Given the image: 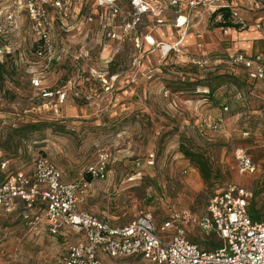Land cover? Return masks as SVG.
I'll return each instance as SVG.
<instances>
[{"label": "rangeland", "instance_id": "rangeland-1", "mask_svg": "<svg viewBox=\"0 0 264 264\" xmlns=\"http://www.w3.org/2000/svg\"><path fill=\"white\" fill-rule=\"evenodd\" d=\"M86 1L76 3L67 19L52 21V61L36 57L39 41L25 15L17 19L12 41L4 43L0 183L32 167L38 156L48 158L69 182L105 152L108 177L92 182L80 209L113 226H126L141 211H150L157 226L173 212L197 218L205 213L208 200L228 185L246 189L251 194L249 209L259 214L264 207V82L256 86L259 99L243 105L235 96L249 84L239 68H233V76L218 74L195 82L197 72L179 58L146 62L140 31L145 23L122 41L116 18L103 21L95 0ZM237 2L248 7L249 0ZM166 70L174 75L163 77ZM198 101L201 108L194 110ZM205 119L221 120L219 130L206 128ZM182 148L207 159V179ZM236 149L249 156L252 173H239ZM148 154L155 156L152 168L144 165ZM21 213L0 211V264H55L74 241L72 234L51 236L43 224L45 230L29 232ZM187 231L188 239L204 248L199 241L206 238L193 226ZM172 234L158 232L166 238ZM101 259L105 264H148L135 258Z\"/></svg>", "mask_w": 264, "mask_h": 264}, {"label": "built area", "instance_id": "built-area-1", "mask_svg": "<svg viewBox=\"0 0 264 264\" xmlns=\"http://www.w3.org/2000/svg\"><path fill=\"white\" fill-rule=\"evenodd\" d=\"M83 0H13L0 10V56L4 54V43L13 39L17 19L25 15L32 23L39 45L35 55L39 59L52 61L55 45L50 37L55 17L65 20L76 3ZM95 0L100 17L108 23L116 18L119 38L124 41L131 32L145 21L153 27L164 23L167 13L173 16V26L182 29L181 37L173 45L159 44L150 35L142 37L150 47H155L161 57L171 54L182 58L188 66L206 70L211 59L206 56L188 55L183 52L182 40L190 27V18L200 22L207 19L212 30L229 23L245 31L250 25L239 12L225 5L224 0ZM228 8L227 15L221 9ZM248 9L259 10L255 0H249ZM199 10L198 15L194 12ZM52 16V17H51ZM255 30L263 31L264 25L255 23ZM117 38V39H119ZM133 41L139 48L138 39ZM233 67L243 71L250 82L264 81V57L237 53L230 59ZM150 73V72H149ZM149 79L151 76L148 77ZM38 86V81H33ZM63 99V96H62ZM227 109L224 108V111ZM206 128L217 131L221 120L204 121ZM239 173H252L254 165L241 149L233 151ZM109 155L101 152L97 162L90 164L79 176L69 182L62 179L59 169L46 157L38 156L32 162V171L8 175L0 184V209L11 212L21 202L30 212L24 216V226L34 232L43 224L51 236L70 233L77 237L69 244L55 264H104L101 256L112 260L139 258L148 264H264V207L256 218L249 211L251 194L239 185H228L215 193L207 202L205 213L194 218L188 212H173L159 226L150 211H141L126 226L116 227L80 209L88 196L92 182L104 181L108 177ZM154 154H148L144 165L154 166ZM140 162H137L138 166ZM6 164H2L4 168ZM41 206L42 208L38 207ZM187 226L195 227L209 239L217 238L221 246L207 250L188 239ZM171 231V237H161Z\"/></svg>", "mask_w": 264, "mask_h": 264}, {"label": "crops", "instance_id": "crops-1", "mask_svg": "<svg viewBox=\"0 0 264 264\" xmlns=\"http://www.w3.org/2000/svg\"><path fill=\"white\" fill-rule=\"evenodd\" d=\"M8 1L9 0L0 1V10L8 7L12 3L11 1L8 3ZM125 1L126 3H124V0H122L121 2V5H123V7L128 6L127 0ZM237 1L238 0H224L226 6L236 9L239 12V14L242 16V18L250 25V28L248 30L241 31L236 29L235 27H221L212 30L211 28H209L206 18H203L200 22L195 20L194 16L190 18V22H189L190 27L187 31L186 36L182 40V44H181L183 52L188 55H199V56H206L211 58V65L206 70H198L197 68L191 66L192 68L195 69V71L198 74L195 82L200 81L205 77H215L218 74L219 75L229 74L233 76L234 67L230 64V59L237 53H244L249 56L264 57V30L263 31L255 30L252 26L255 23H261L264 25V5L262 3V0L256 1L257 5L259 6V10L254 11V14H251V12L253 11L248 9V7H244L241 4H238ZM82 4L86 5L87 1L83 0ZM198 14H199V10H196L194 12V15L196 16ZM144 23H145V28H143L144 30L143 29L140 30L144 32L143 36L148 34L159 44L173 45L176 42H178V40L181 37L182 29H176L173 26V16L171 15V13H167L165 15L164 23L160 26L153 27L150 25L149 21H145ZM16 27L18 28L17 25ZM142 48H143L142 49L143 53H145L144 58L146 62L155 61L157 59L160 60L159 62H164V60L169 61L171 57L179 58L171 54L166 59H163L159 51L155 47H150L145 42H142ZM177 60H180L179 63L188 66L184 63V60L182 58H179ZM180 67L183 69L181 65ZM241 72H242L241 77L245 80L247 84H249V87L247 88L246 92H242V90L238 91L235 97L236 99H240L243 105H246L253 98L259 99L260 96L257 95L256 86H258V84L264 81L250 82L242 70ZM158 73H161V70H158ZM173 75L174 72L170 70L169 71L166 70L164 72L163 77L164 76L171 77ZM175 75H177L178 79L180 80L185 79L182 78V76H179L177 73H175ZM236 75H238V77L240 76L238 72H236ZM205 91L206 90H203L200 91L199 93H205ZM262 99L264 100V98ZM201 105L202 104L200 103V101L195 102L193 104L194 110H199L201 108ZM224 108L228 109L226 106ZM205 121L207 120L205 119ZM4 163L7 164V162ZM5 168L6 166L4 167V169ZM5 171L6 170H4V173ZM19 171H22L25 174H29L32 171V167L26 170H19ZM21 209H26V208L21 202H18L14 210L21 211L24 214L26 211L24 212ZM0 211L3 213L5 212L2 209H0ZM26 215L28 214L25 213L22 217L23 224L25 221L24 216ZM41 230H45V229L43 227H39L37 228L36 231L32 233L36 234ZM73 239L74 241H72L71 243L75 242L77 237L72 235V240ZM135 259L142 261L139 258H135Z\"/></svg>", "mask_w": 264, "mask_h": 264}, {"label": "trees", "instance_id": "trees-1", "mask_svg": "<svg viewBox=\"0 0 264 264\" xmlns=\"http://www.w3.org/2000/svg\"><path fill=\"white\" fill-rule=\"evenodd\" d=\"M221 12H223L225 15H227L228 8L221 9ZM222 25H223V27H235L229 23H225ZM110 73H113V72L111 71ZM181 152L198 169L199 173L201 174V177L204 180L207 179L209 176V167H208L207 159L201 154L192 153V152H189L188 150H184L183 148H182ZM249 211H250V215H251L252 219H255L256 218L255 212H253V210H250V209H249ZM212 238L213 237H211L209 239H205L204 241H199V243L201 245H203L204 248L207 250L217 249L218 247L221 246V243L219 240H218L219 242L213 241Z\"/></svg>", "mask_w": 264, "mask_h": 264}]
</instances>
